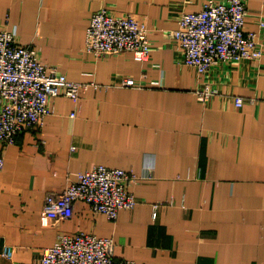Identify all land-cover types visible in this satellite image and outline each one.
<instances>
[{
  "label": "crops",
  "instance_id": "0c3cea01",
  "mask_svg": "<svg viewBox=\"0 0 264 264\" xmlns=\"http://www.w3.org/2000/svg\"><path fill=\"white\" fill-rule=\"evenodd\" d=\"M206 1L0 0V26L86 83L77 105L59 94L41 128L0 142V264H39L60 234L79 231L113 237L115 259L137 264H264V55L204 75L185 64L172 30ZM244 1L248 28L259 30L264 0ZM102 7L145 21L148 61L87 51ZM125 77L141 86H122ZM206 85L215 91L207 102L197 95ZM98 164L138 175L134 208L112 220L77 200L68 218L44 213L48 193Z\"/></svg>",
  "mask_w": 264,
  "mask_h": 264
},
{
  "label": "built area",
  "instance_id": "2783aa9c",
  "mask_svg": "<svg viewBox=\"0 0 264 264\" xmlns=\"http://www.w3.org/2000/svg\"><path fill=\"white\" fill-rule=\"evenodd\" d=\"M248 17L244 0H207L199 11H184L179 26L172 30L184 63L204 75L219 62L260 59L264 55V17H258L259 30L248 28ZM17 36L16 29L0 26V142L4 145L15 143L26 129L41 128L53 111L55 96L64 94L77 105L86 86L42 61L37 48L20 42ZM86 49L99 56L131 52L136 60L148 61L152 53L149 28L134 13L116 16L102 7L90 17ZM121 85L141 86L133 77H125ZM214 93L209 85L197 89L199 99L206 102ZM235 103L242 107L244 98L235 97ZM3 165L0 154V169ZM138 179L130 169L95 165L79 171L63 191L48 193L44 213L68 218L73 215L75 201L82 200L95 212L117 220L122 209L136 206L131 185ZM13 250L6 247V255L11 256ZM114 251L113 237L87 231L62 233L45 248L39 264H137L131 259H115Z\"/></svg>",
  "mask_w": 264,
  "mask_h": 264
}]
</instances>
